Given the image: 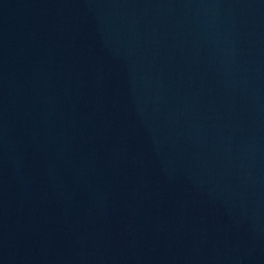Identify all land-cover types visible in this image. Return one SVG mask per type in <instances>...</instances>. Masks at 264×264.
Listing matches in <instances>:
<instances>
[{
	"label": "water",
	"instance_id": "1",
	"mask_svg": "<svg viewBox=\"0 0 264 264\" xmlns=\"http://www.w3.org/2000/svg\"><path fill=\"white\" fill-rule=\"evenodd\" d=\"M0 264H264V0H0Z\"/></svg>",
	"mask_w": 264,
	"mask_h": 264
}]
</instances>
